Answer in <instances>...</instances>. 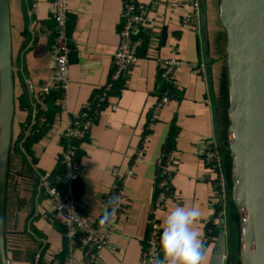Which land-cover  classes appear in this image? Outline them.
I'll return each mask as SVG.
<instances>
[{"label":"crops","instance_id":"0c3cea01","mask_svg":"<svg viewBox=\"0 0 264 264\" xmlns=\"http://www.w3.org/2000/svg\"><path fill=\"white\" fill-rule=\"evenodd\" d=\"M25 1L9 0L14 115L7 161L0 172V232L4 233L8 264H33L39 249L49 261L65 245V225L51 218L53 203L40 187V177L46 175L53 180L63 169L59 161L69 117L80 111L109 79L120 43L124 6V0H67L72 50L67 109L63 111L58 95L53 91L45 94L37 86L50 78L54 66L47 33V27L52 25L49 0H34L37 6L32 18L26 12ZM140 1L151 5L144 27L145 43L124 85L109 95L80 144L79 155L88 163V169L77 183L78 207L89 218L100 217L106 196L118 180L117 173L130 165L158 96L160 65L172 57L184 62L176 74L177 94L164 103L152 123L143 158L129 178L124 205L96 264H140L158 161L170 145L175 147L176 172L172 192L157 211L163 227L175 207H198L202 219L194 227L204 237L214 212V173L206 164L204 152L218 133L215 104L225 69L229 77L227 56L225 60L217 42L224 27L221 0H202L206 12L202 36L191 25L195 20L194 0ZM31 37L35 43L27 47ZM203 59L206 73L195 66ZM29 82L36 86L31 87ZM34 107L48 114L56 110L50 114L49 126L26 147L22 133ZM215 242L216 239L206 243V264L210 263ZM81 254L77 248L75 255ZM0 264H4L1 253Z\"/></svg>","mask_w":264,"mask_h":264},{"label":"built area","instance_id":"2783aa9c","mask_svg":"<svg viewBox=\"0 0 264 264\" xmlns=\"http://www.w3.org/2000/svg\"><path fill=\"white\" fill-rule=\"evenodd\" d=\"M195 20L191 25L202 36L203 10L202 1L194 0ZM26 12L30 18L34 16L36 2L26 0ZM150 4L140 0H124L122 19L119 24L120 43L114 54L112 69L108 81L102 89L94 94L84 103L77 113L69 117L67 127L63 136L69 141L63 146L61 162L63 169L56 173L53 180L46 175L40 177V187L50 197L53 203L51 218L61 221L65 225V247L66 255L63 264H96L98 253L108 244V235L113 226L120 209L124 205L126 185L133 170L143 158L148 133L152 123L157 119L160 108L170 99L168 90H163L153 106L149 110V120L145 126L141 141L131 157L129 167L124 172L117 173V182L108 192L106 203L111 196H119V204L113 216V222L106 228L100 225L103 213L97 219H91L79 210L77 183L83 172L88 169V163L83 161L79 155V147L83 139L88 135L92 125L99 117L100 106L109 97V92L114 89L115 83L120 79L127 78L133 64L139 57V49L145 42L144 27L149 20ZM49 10L52 25L47 27L50 37V49L54 60V66L50 78L37 85L41 92L47 94L53 89L60 92L61 110L67 109L66 96L68 86V73L70 54L72 50L71 40L68 34L69 7L67 0H49ZM35 43V38L27 42V47ZM183 60L177 57L169 58L160 65V75L167 83H176V74ZM202 73H206V62L201 60L195 64ZM31 87L36 85L30 83ZM210 102V100H209ZM46 115L41 113L38 107L31 111L27 126L23 131L22 141L26 140L36 130L35 126L42 125L46 121ZM206 164L214 173L212 179L215 197L212 203L214 212L211 224L204 234L206 243L216 239L219 233V223L224 224L227 230L230 200L232 199V185H229L224 154L221 142L217 136L212 139L207 150L204 152ZM176 172L175 147L170 146L158 161L155 179L154 196L150 208L148 231L144 238L140 264H152L156 258H163L160 250V236L163 230L162 221L157 216L158 209L164 207L165 201L173 189V176ZM111 211V209H109ZM80 249L81 257L75 255V250ZM42 251L39 249L33 259V264H41ZM52 261L57 262L56 256Z\"/></svg>","mask_w":264,"mask_h":264},{"label":"water","instance_id":"95a60500","mask_svg":"<svg viewBox=\"0 0 264 264\" xmlns=\"http://www.w3.org/2000/svg\"><path fill=\"white\" fill-rule=\"evenodd\" d=\"M205 16L203 10V22ZM220 19L227 32L228 143L232 157V199L241 214L240 259L242 264H264V0H221ZM0 82V172H3L14 115L9 0H0ZM219 228L209 264H232L230 232L222 222ZM0 253L3 263L8 264L3 231Z\"/></svg>","mask_w":264,"mask_h":264},{"label":"clouds","instance_id":"9594fccd","mask_svg":"<svg viewBox=\"0 0 264 264\" xmlns=\"http://www.w3.org/2000/svg\"><path fill=\"white\" fill-rule=\"evenodd\" d=\"M118 204L119 196L109 197L100 219L102 228L113 222ZM201 219L202 211L198 207H175L165 218L160 236L163 258L154 259L152 264H206V241L203 233L194 227Z\"/></svg>","mask_w":264,"mask_h":264},{"label":"trees","instance_id":"16d2710c","mask_svg":"<svg viewBox=\"0 0 264 264\" xmlns=\"http://www.w3.org/2000/svg\"><path fill=\"white\" fill-rule=\"evenodd\" d=\"M217 42H218L219 49H220V51L223 54L222 56L226 60V56H227V49H226L227 32H226L225 27H223L219 31ZM226 70L227 69H225V74H224V79H223V87H222V89H221V91L219 93L218 101L215 104V107H216L215 110H216V120H217V123H218L217 137H218V139L221 142V147H222V151H223V154H224L226 170H227V173H228L229 185L231 186L232 185V180H231L232 157H231L230 147H229V143H228V127L225 124V119H224V115L226 113H228L227 112L228 107H229V99H228V97H229V94H230L229 77H228V74H227ZM124 82H125V79H123V78L118 80L115 83L114 89H112L109 92V95L111 93H113L115 91V89L116 90L117 89H121L122 86L124 85ZM100 90H97L94 93H96V92H98ZM163 90H168L169 91L170 98L173 97L175 94H177V92H176V84L175 83H167V82H165L164 79L160 75L159 87L157 88L158 95H160ZM52 91L56 95H58V97L60 96V92H59L58 89H53ZM49 93H47V94H49ZM106 101L102 102V104L100 106V110L102 109V107H103V105L105 104ZM55 110L56 109H53V113L50 112V110H49V112H50L49 114L44 112V114L46 115V118H47L46 121H44V123H42V125L35 126L36 130L34 131V133L31 136H29L26 140L23 141V143H24V145L26 147L27 146L29 147V144L34 140V138L37 135L41 134V132L43 130H45L49 126L50 119H51L50 114L54 115L55 114L54 113ZM40 112L42 113L43 111L40 110ZM228 118H229V114H228ZM229 120H230V118H229ZM26 126H27V123L25 124L24 129H25ZM24 129H23V131H24ZM22 136H23V133H22ZM62 141H63V144L65 145L67 143V141H69V139L67 137L63 136ZM79 151H80V147H79L78 152ZM59 162L63 166V164L61 162V155H60V161ZM77 191H78V188H77ZM240 216H241V214L239 213V210H238L237 206L235 205L233 199H231L230 200L229 219H228V221H229L228 222V226H229L228 231L230 232V237H231L229 251H230V253H232L234 255V261H233L232 264H236L235 263L236 261H237V264H241V261H240V258H239V255H240V233H241V227H240L239 233L236 232L237 230H234L235 227L233 228V225L235 223L234 220L239 218L238 220L240 221ZM65 243H66V241H65ZM65 255H66V247L64 245L63 249L56 256V258L58 260L57 262L52 261V260L47 261L42 256L41 264H63V260L65 258Z\"/></svg>","mask_w":264,"mask_h":264},{"label":"rangeland","instance_id":"374dc122","mask_svg":"<svg viewBox=\"0 0 264 264\" xmlns=\"http://www.w3.org/2000/svg\"><path fill=\"white\" fill-rule=\"evenodd\" d=\"M229 89H230V86H229ZM228 99H229V105H230V94H229V97H228ZM216 108V107H215ZM227 112H228V110H227ZM224 119H225V124L227 125V127L229 128V125H230V120H229V118H228V113H226L225 115H224ZM239 219V218H238ZM238 219H236V220H234V225H233V228H234V230H237L236 232L237 233H239V230H240V221L238 220Z\"/></svg>","mask_w":264,"mask_h":264}]
</instances>
